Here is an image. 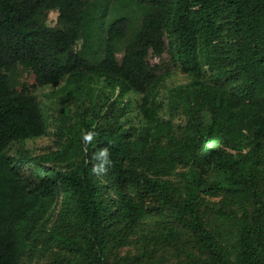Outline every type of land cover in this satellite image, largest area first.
Listing matches in <instances>:
<instances>
[{
    "label": "trees",
    "instance_id": "obj_1",
    "mask_svg": "<svg viewBox=\"0 0 264 264\" xmlns=\"http://www.w3.org/2000/svg\"><path fill=\"white\" fill-rule=\"evenodd\" d=\"M165 53L193 76V90H174L187 123L181 143L167 130L168 149L128 138L116 99L93 86L140 94V112L157 122L166 73L150 57ZM23 71L35 82L21 81ZM60 81L89 118L71 123L63 151L11 154L47 133L34 89ZM67 154L69 168L43 163ZM185 158L178 197L160 171ZM203 196L230 202L222 225L207 227ZM60 198L59 224L47 229ZM151 215L144 252H115ZM45 231L67 251L60 264H146L157 241L189 264H264V0H0V264H28Z\"/></svg>",
    "mask_w": 264,
    "mask_h": 264
},
{
    "label": "rangeland",
    "instance_id": "obj_2",
    "mask_svg": "<svg viewBox=\"0 0 264 264\" xmlns=\"http://www.w3.org/2000/svg\"><path fill=\"white\" fill-rule=\"evenodd\" d=\"M57 16V11H51L48 23L55 25ZM150 60L154 64L158 63L162 67V71L166 73L163 80L158 84V100L161 102L162 107L159 110V120L157 122L148 121L140 112V94L128 92L118 96L119 91L110 88L102 79L96 80L93 86L97 90L105 91L107 98L111 101L116 99L113 107L117 109V106H120L122 113V116L119 118V122L122 124L121 130L127 131L128 138L133 140L147 137L154 142L159 141L164 148L168 149L167 130L170 129V133L175 135L181 143L187 123V115L179 103L180 98L175 95L174 90L180 86L189 87V89L193 90V87L190 86L193 76L182 71L180 68L172 66L168 53H165L161 58L151 56ZM21 81L32 84L35 82V75L32 72L23 71ZM207 83L211 85L213 81L209 79ZM65 85V81H60L34 89V93L44 108V113L48 119L47 133L36 138L13 143L10 146L11 154L15 156L29 155L44 158V156L52 153L63 151L68 146L67 144L71 137L70 131L72 130L70 127L71 123L73 124L77 121L82 114L86 118H89L90 110L88 109L87 113L84 114L82 107L79 106L78 95L71 89L66 90ZM83 97L86 105H89L90 103L86 96L84 95ZM75 160L76 156L70 157L67 154L63 160L43 163L57 168H69ZM189 162L186 158L180 160L175 165L161 162L165 164V167H163L165 171H160V176L169 179L173 183L178 197L184 196L185 173L189 168ZM203 198L206 200V204L201 207V213L207 227L215 228L222 225L223 215L220 213V208L224 204H227L228 201L223 196H203ZM228 204L230 205V202ZM63 208V201L60 198L56 206L50 211L44 226L45 228L49 229L58 226ZM156 219L157 216L151 215L141 220L135 230L129 234L128 243L115 249V252H118L120 255H138L144 252L145 247L142 236L152 231ZM149 248L148 251L153 253L151 259L146 264H189L183 260L184 253L181 254L177 246L165 245L157 241L152 243ZM66 252L45 231L42 233L41 242L35 257L28 264H60L57 261L60 253L66 254Z\"/></svg>",
    "mask_w": 264,
    "mask_h": 264
},
{
    "label": "clouds",
    "instance_id": "obj_3",
    "mask_svg": "<svg viewBox=\"0 0 264 264\" xmlns=\"http://www.w3.org/2000/svg\"><path fill=\"white\" fill-rule=\"evenodd\" d=\"M95 170V169H94Z\"/></svg>",
    "mask_w": 264,
    "mask_h": 264
}]
</instances>
